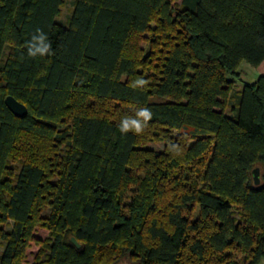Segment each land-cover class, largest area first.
I'll list each match as a JSON object with an SVG mask.
<instances>
[{
    "label": "trees",
    "instance_id": "obj_1",
    "mask_svg": "<svg viewBox=\"0 0 264 264\" xmlns=\"http://www.w3.org/2000/svg\"><path fill=\"white\" fill-rule=\"evenodd\" d=\"M63 3L0 0V264L32 242V264H257L264 75L236 81L264 60V0H74L67 24ZM36 29L52 54L29 58ZM148 31L165 35L142 56ZM141 107L143 133L122 134Z\"/></svg>",
    "mask_w": 264,
    "mask_h": 264
},
{
    "label": "rangeland",
    "instance_id": "obj_2",
    "mask_svg": "<svg viewBox=\"0 0 264 264\" xmlns=\"http://www.w3.org/2000/svg\"><path fill=\"white\" fill-rule=\"evenodd\" d=\"M73 2L74 0H64L63 5L60 8V13L57 16L56 20L67 24L71 13H72V9H73ZM181 0H171V4L173 8H179ZM153 22H151V26L153 27ZM166 32V31H164ZM165 33H155V32H146L144 34H141L139 38H136L134 41L138 47L139 52H141L142 56H145L146 54H148L147 51H149L150 49V45H151V41H155L158 37H162L164 36ZM160 47V46H159ZM242 69L244 71H246L245 73H243V77H241L239 80H237L236 82L241 86L246 82H252L253 80V76H254V72L251 70V66L248 65L247 63L243 62L242 63ZM1 88V85H0ZM147 148H150L154 151H159L163 148V142L160 141H148L147 143H145L144 145ZM255 166H260L261 168L263 167V163L262 162H257L255 164ZM12 228L11 222L8 223L7 226H5L6 230H10ZM35 236L37 238H40L42 241H45L46 239H48V235L49 232L45 229L42 228H36L34 230ZM3 250V246H0V254ZM36 255H38L40 257V260L44 259L45 256V251L44 248L42 247V245L37 244L35 242H32L30 247L26 250V256L24 258V261L22 264H32L34 262V260L36 259ZM37 257V259L39 258ZM241 256L239 255L238 258H240ZM118 261L116 264H128V258H127V254L126 252H124V254H122L121 256L117 257ZM257 264H264V258L260 259V261Z\"/></svg>",
    "mask_w": 264,
    "mask_h": 264
},
{
    "label": "clouds",
    "instance_id": "obj_3",
    "mask_svg": "<svg viewBox=\"0 0 264 264\" xmlns=\"http://www.w3.org/2000/svg\"><path fill=\"white\" fill-rule=\"evenodd\" d=\"M27 50V56L29 58H35L37 56L43 57L50 55L52 45L48 40V36L41 29H36L35 33L24 45ZM147 81L143 79H138L135 81V85L141 87L145 86ZM152 112L146 108L141 107L135 114V117H125L123 118L118 126V130L122 134H127L128 132H133L137 135L143 133L147 126V122L151 120Z\"/></svg>",
    "mask_w": 264,
    "mask_h": 264
},
{
    "label": "water",
    "instance_id": "obj_4",
    "mask_svg": "<svg viewBox=\"0 0 264 264\" xmlns=\"http://www.w3.org/2000/svg\"><path fill=\"white\" fill-rule=\"evenodd\" d=\"M4 104L15 117L23 118L27 115V107L22 102L14 98L12 95H7L4 98ZM252 176L254 184L258 185L260 183L259 168L256 167L252 170ZM71 241L76 245V247H79V244L74 238H71Z\"/></svg>",
    "mask_w": 264,
    "mask_h": 264
},
{
    "label": "crops",
    "instance_id": "obj_5",
    "mask_svg": "<svg viewBox=\"0 0 264 264\" xmlns=\"http://www.w3.org/2000/svg\"><path fill=\"white\" fill-rule=\"evenodd\" d=\"M242 63L239 66V70L241 71V77H243L244 76L243 73L246 72L242 69ZM251 68H252L251 70L255 73L253 76V80H255V78L259 75H264V60L257 67H251ZM236 84L238 87L240 86L238 83H236Z\"/></svg>",
    "mask_w": 264,
    "mask_h": 264
}]
</instances>
